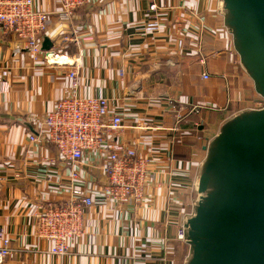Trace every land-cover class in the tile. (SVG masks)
<instances>
[{
  "label": "crops",
  "instance_id": "crops-1",
  "mask_svg": "<svg viewBox=\"0 0 264 264\" xmlns=\"http://www.w3.org/2000/svg\"><path fill=\"white\" fill-rule=\"evenodd\" d=\"M191 5L204 23L200 36L174 8L156 23L143 0H89L91 11L81 26L63 20L57 2L34 0L36 9L51 15L44 38L64 56V65L32 61L13 35L0 37V82L9 84L0 92V227L13 249L3 264H183L187 245L176 233L191 208L203 147L229 115L260 99L239 65L216 0ZM73 31L94 37L81 47L79 94L111 101L126 125L120 140L150 155L149 170L155 172L142 211L95 202L70 253L58 257L34 226L40 201L53 198L54 186L44 181L53 170L40 163L49 145L31 143L20 120L32 126L31 117H43L67 91L66 73L77 51L67 42L60 50L53 38ZM202 72L209 78L202 79ZM165 97L177 106L203 108L174 132L175 112ZM56 167L63 176L65 167L60 162Z\"/></svg>",
  "mask_w": 264,
  "mask_h": 264
},
{
  "label": "built area",
  "instance_id": "built-area-1",
  "mask_svg": "<svg viewBox=\"0 0 264 264\" xmlns=\"http://www.w3.org/2000/svg\"><path fill=\"white\" fill-rule=\"evenodd\" d=\"M53 1L60 5L61 18L68 22L78 8L89 3V0ZM143 1L156 23L161 21L165 11L174 8L199 36L205 30L203 21L191 5L192 0ZM172 1L174 4H169ZM50 19V13L34 7V0H0V37L13 35L17 45L32 61L45 59L42 42ZM85 32L80 35L73 31L71 36L62 34L53 38L61 43L60 50L67 42L72 43L77 51L66 73L68 89L43 117H31L34 132L28 133L31 143L46 142L49 145L40 163L53 170L44 178L47 185L54 186L51 191L53 198L44 197L46 199L40 201L34 215V226L37 237L50 242L49 252L58 257L70 253L71 243L82 235L86 214L95 202L101 201L105 206L116 209H130L134 213L142 211L148 202L145 188L150 183L151 173L155 172L149 170L150 155L142 154L133 145L120 140L126 125L111 101L102 96L79 94L81 47L94 38L91 32ZM50 50L56 51L53 42ZM209 76L207 72L201 74L204 80ZM8 89V82L1 81L0 92L5 93ZM164 101L175 112L174 132L190 114H197L203 108L199 104L177 106L168 97ZM263 105L260 98L253 108ZM193 124L195 127L199 125L197 122ZM58 162L65 167L61 177L56 167ZM176 237L183 241L182 226L178 228ZM12 252L11 239L0 227V264Z\"/></svg>",
  "mask_w": 264,
  "mask_h": 264
},
{
  "label": "water",
  "instance_id": "water-1",
  "mask_svg": "<svg viewBox=\"0 0 264 264\" xmlns=\"http://www.w3.org/2000/svg\"><path fill=\"white\" fill-rule=\"evenodd\" d=\"M216 11L264 102V0H216ZM50 46L44 38L47 63L66 64ZM203 148L182 221L183 264H264V105L229 115Z\"/></svg>",
  "mask_w": 264,
  "mask_h": 264
},
{
  "label": "trees",
  "instance_id": "trees-1",
  "mask_svg": "<svg viewBox=\"0 0 264 264\" xmlns=\"http://www.w3.org/2000/svg\"><path fill=\"white\" fill-rule=\"evenodd\" d=\"M90 9L88 8V6H83L81 8H78L73 16L70 18V24H72L73 26H81L83 25V23L86 21L89 13H90Z\"/></svg>",
  "mask_w": 264,
  "mask_h": 264
}]
</instances>
